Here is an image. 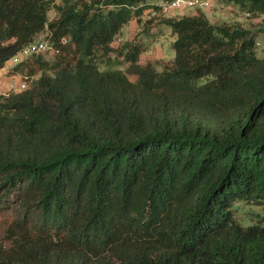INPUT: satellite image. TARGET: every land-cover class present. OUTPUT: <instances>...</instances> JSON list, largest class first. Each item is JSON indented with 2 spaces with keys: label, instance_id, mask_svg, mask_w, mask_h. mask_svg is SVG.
Here are the masks:
<instances>
[{
  "label": "trees",
  "instance_id": "obj_1",
  "mask_svg": "<svg viewBox=\"0 0 264 264\" xmlns=\"http://www.w3.org/2000/svg\"><path fill=\"white\" fill-rule=\"evenodd\" d=\"M157 1L0 0V69L42 33L57 49L0 94V211L17 218L0 264H264V213L235 215L264 205L258 33L203 9L161 19L175 57L159 71L139 39L113 45ZM217 1L264 15V0Z\"/></svg>",
  "mask_w": 264,
  "mask_h": 264
},
{
  "label": "rangeland",
  "instance_id": "obj_2",
  "mask_svg": "<svg viewBox=\"0 0 264 264\" xmlns=\"http://www.w3.org/2000/svg\"><path fill=\"white\" fill-rule=\"evenodd\" d=\"M57 1L60 2L61 0ZM214 1L215 8L205 10L207 12L209 20L213 23H222L223 21H230L231 23L236 22L255 30L258 33L256 40L257 54L260 57H264V15L263 19L255 20L252 15L247 16L245 11H243L242 9L235 10L233 8L232 4L240 7L239 3L233 2L226 4V6H223V4L219 3L217 0ZM192 13V9L185 8L176 11V13H173V15H177V17H179L183 15H190ZM48 15L50 20H53L59 16L58 12L55 9L51 10ZM167 17L169 16L163 14L157 9H147L139 18H134V20L129 25L128 30V25L125 26L122 33L119 34L114 41V48L117 49L123 46V44L127 41L139 39V41H142L145 45V50L141 53L140 56V64L146 65L148 63H153L159 71H162L164 66L170 63L175 57V50L172 46L173 42L175 41V37L172 35V28L169 25L163 24L161 22V19ZM46 35L47 34L45 33L40 34L37 40L46 39ZM113 55L117 56L116 53H113ZM44 56L46 59L52 60L56 55L48 53ZM19 58L23 57L20 55ZM16 64L17 62L10 60L5 65V68L11 70ZM126 67L127 64L122 65L123 70H126ZM0 75L2 77L1 73ZM40 75L41 72L37 73L35 77L30 79V82ZM128 76L133 81H135L137 78L133 74H128ZM1 77L0 80H3ZM6 77L9 80L13 78L10 75H6ZM12 200L13 199L11 198L10 201H7L8 207L16 205V203L13 204ZM14 213V209H10L7 212H5L4 210L0 211V234L5 229L7 223H9L11 220L13 221L17 219L16 216H13L15 215ZM257 213H264V205H252L246 202H240L235 206L236 218L240 220L244 225H250L257 221Z\"/></svg>",
  "mask_w": 264,
  "mask_h": 264
},
{
  "label": "built area",
  "instance_id": "obj_3",
  "mask_svg": "<svg viewBox=\"0 0 264 264\" xmlns=\"http://www.w3.org/2000/svg\"><path fill=\"white\" fill-rule=\"evenodd\" d=\"M156 5L160 9V11L163 14H166L167 16H173V13H175L178 10L181 9H214L215 8V1L214 0H159L156 2ZM247 16H249V13H246ZM69 40L64 39V42L67 43ZM57 49L52 46L48 40H36L33 43H30L26 45L24 48H22L13 58L12 60L14 62H17L19 64L21 61H23L25 58L33 55V54H56ZM22 56L23 58H19V56ZM27 88V84L25 82L21 83L19 87L13 88V90L20 91Z\"/></svg>",
  "mask_w": 264,
  "mask_h": 264
},
{
  "label": "crops",
  "instance_id": "obj_4",
  "mask_svg": "<svg viewBox=\"0 0 264 264\" xmlns=\"http://www.w3.org/2000/svg\"><path fill=\"white\" fill-rule=\"evenodd\" d=\"M233 3V2H232ZM221 4H223V6H226V4L225 3H221ZM232 6H233V8L235 9V10H240V7H238L237 5H233L232 4ZM193 11V13L195 12L194 10H192ZM205 14H206V16L208 17V15H207V12L206 11H203ZM190 14V15H194V14ZM255 20H257V19H263V15L260 17V18H254ZM217 20H219V19H217ZM133 21V20H132ZM131 21V22H132ZM131 22L129 23V24H127L126 26H127V30H128V27H129V25L131 24ZM227 22H230V21H227ZM125 28V27H124ZM124 28H123V30H124ZM250 28V27H249ZM122 30V31H123ZM122 33V32H121ZM120 33V34H121ZM9 69H7V68H2V69H0V73L2 74V77H1V75H0V77L3 79V80H0V94H5V93H9L10 91H12L13 90V88H15V87H19L20 85H21V83H23V79H22V76H20V75H10L9 74ZM6 75H10V76H12L13 78L11 79V80H9L7 77H6ZM6 79H8V80H6ZM15 91V90H14Z\"/></svg>",
  "mask_w": 264,
  "mask_h": 264
},
{
  "label": "clouds",
  "instance_id": "obj_5",
  "mask_svg": "<svg viewBox=\"0 0 264 264\" xmlns=\"http://www.w3.org/2000/svg\"><path fill=\"white\" fill-rule=\"evenodd\" d=\"M193 10H195V9H193ZM204 11H205V10H204ZM175 13H176V12H175ZM175 13H174V14H175ZM173 16H177V15H173ZM169 17H170V16H169ZM12 91H14V90H12ZM15 91H16V90H15ZM9 93H10V92H9ZM5 94L7 95L8 93H5Z\"/></svg>",
  "mask_w": 264,
  "mask_h": 264
}]
</instances>
